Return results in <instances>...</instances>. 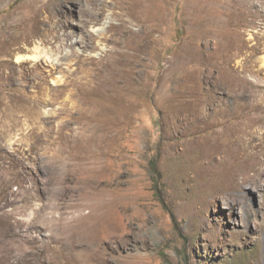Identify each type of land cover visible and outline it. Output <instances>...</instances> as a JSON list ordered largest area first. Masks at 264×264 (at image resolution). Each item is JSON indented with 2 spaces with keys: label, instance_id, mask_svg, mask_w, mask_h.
I'll return each instance as SVG.
<instances>
[{
  "label": "rangeland",
  "instance_id": "obj_1",
  "mask_svg": "<svg viewBox=\"0 0 264 264\" xmlns=\"http://www.w3.org/2000/svg\"><path fill=\"white\" fill-rule=\"evenodd\" d=\"M255 2L0 0V264H264Z\"/></svg>",
  "mask_w": 264,
  "mask_h": 264
},
{
  "label": "bare ground",
  "instance_id": "obj_2",
  "mask_svg": "<svg viewBox=\"0 0 264 264\" xmlns=\"http://www.w3.org/2000/svg\"><path fill=\"white\" fill-rule=\"evenodd\" d=\"M234 3L236 6L237 13H239L241 15H244L246 13V10H252L256 7L255 0H234ZM239 14H237V15H239ZM226 136L221 137L224 139L223 141H226V140L229 141V139H227L228 137L226 138ZM221 138H217V139L219 140ZM230 148L227 147L225 149L226 153L230 152ZM250 170L256 171V175L253 178H252V176H250V173H249ZM230 171L232 172L233 179H234L231 182L232 183L231 185L233 187V190L231 191V195L234 197V199H236L237 201L240 202V200L242 199L244 194L240 195L239 191L246 190L250 186L252 181L256 179L257 175L258 176L264 175V159H260L258 157H253V156L248 157V158L244 157V158H242V160L235 162L233 164V167L230 169Z\"/></svg>",
  "mask_w": 264,
  "mask_h": 264
}]
</instances>
